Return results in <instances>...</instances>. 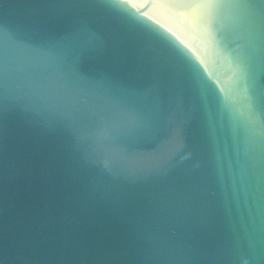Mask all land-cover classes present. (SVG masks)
Returning a JSON list of instances; mask_svg holds the SVG:
<instances>
[{"label": "water", "instance_id": "95a60500", "mask_svg": "<svg viewBox=\"0 0 264 264\" xmlns=\"http://www.w3.org/2000/svg\"><path fill=\"white\" fill-rule=\"evenodd\" d=\"M0 264H264V0H0Z\"/></svg>", "mask_w": 264, "mask_h": 264}]
</instances>
